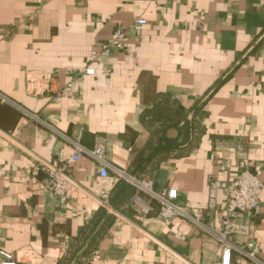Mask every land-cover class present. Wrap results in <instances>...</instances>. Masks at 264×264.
<instances>
[{"label": "crops", "instance_id": "crops-1", "mask_svg": "<svg viewBox=\"0 0 264 264\" xmlns=\"http://www.w3.org/2000/svg\"><path fill=\"white\" fill-rule=\"evenodd\" d=\"M137 17L141 30L130 28ZM117 28L124 46L91 62ZM0 94L10 100L0 103V249L17 264H211L221 250L205 225L222 217V191L201 224L165 220L137 211L124 176L70 156L102 137L109 164L175 188L193 216L211 176L258 165L264 185V0H0ZM45 164L73 179L63 203L44 187ZM259 203L240 219L247 234L231 264H252L249 241L264 262V187Z\"/></svg>", "mask_w": 264, "mask_h": 264}, {"label": "built area", "instance_id": "built-area-1", "mask_svg": "<svg viewBox=\"0 0 264 264\" xmlns=\"http://www.w3.org/2000/svg\"><path fill=\"white\" fill-rule=\"evenodd\" d=\"M146 24V20L137 17L131 23L130 28L141 30ZM126 32L125 29L117 28L113 38L104 44L100 50L92 52L91 62H98L100 54L108 53L111 47L122 48L124 46ZM81 72L88 76L95 74V68L87 65L81 69ZM10 100L0 94V103H6ZM190 120V117H189ZM238 149H242V138H238ZM106 142L102 137L95 140L93 148H85L77 145L74 153L70 156V161L77 162L83 155L89 156L96 163L97 172L105 177L109 171H113L118 177L124 176L125 179L134 187L133 205L141 214H151L158 211V214L165 220H170L174 216H184L192 221L201 224V217L205 211H214L217 208V196L220 191L225 195L226 204L224 213L219 221L211 220L205 225L206 230L217 241L221 255L219 259L211 264H231L233 252H242L243 248L239 246L237 236L247 234L246 224L240 221L241 217L258 214L260 211V194L263 190V183L260 180V166L245 165L241 174L233 180H221L216 176L208 179V201L205 209L199 210L196 215L190 214L189 210L176 202L177 190L173 187L156 188L155 181L150 176L135 177L127 174L123 170L113 167L105 159ZM46 178L44 187L52 191L61 203L66 201L67 193L73 185V179L66 170L65 165L45 164L43 166ZM106 195L104 198L106 199ZM241 243V242H240ZM248 248L247 257L252 264H264L257 255V247L252 242H244ZM0 264H17L15 255L6 250L0 249Z\"/></svg>", "mask_w": 264, "mask_h": 264}, {"label": "trees", "instance_id": "trees-1", "mask_svg": "<svg viewBox=\"0 0 264 264\" xmlns=\"http://www.w3.org/2000/svg\"><path fill=\"white\" fill-rule=\"evenodd\" d=\"M186 124V122H184L182 125V128L183 127H185L184 129L186 130V132L188 131V129L190 130L191 128H192V125H185ZM185 132V133H186ZM168 140H171L170 138H165V140L164 141H162V139H161V141L159 142V148H161V150L162 149H167V146H168V144H167V142L166 141H168ZM128 174H130V175H132V176H135V177H140L139 175H140V173H136L135 171H130V172H128ZM120 181L122 182V181H125L126 182V180L125 179H123V178H120ZM105 214V211H103V212H98L96 215H95V217L92 219V221L87 225L88 227H91L92 229H95L96 228V226L98 225V219L101 217V215H104ZM108 219V218H107ZM110 221V220H109ZM109 221L108 222H106V224H102V225H99V227H97V230L95 231V233H94V235H93V237L91 238V241H90V247L88 246V248L86 249V250H84L83 251V253L84 254H87L88 253V250H90V248L94 245H96V243L98 242V240L101 238V236H102V234L104 233V231H105V228H106V225H108L109 224ZM91 229V230H92ZM65 261V260H64ZM63 261V262H64ZM61 263V262H60Z\"/></svg>", "mask_w": 264, "mask_h": 264}, {"label": "water", "instance_id": "water-1", "mask_svg": "<svg viewBox=\"0 0 264 264\" xmlns=\"http://www.w3.org/2000/svg\"><path fill=\"white\" fill-rule=\"evenodd\" d=\"M176 134H177V129H175V128H171L167 132V135L170 136V137H175Z\"/></svg>", "mask_w": 264, "mask_h": 264}]
</instances>
